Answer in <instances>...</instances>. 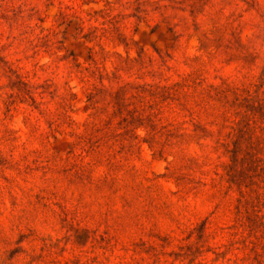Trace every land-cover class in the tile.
I'll use <instances>...</instances> for the list:
<instances>
[{
  "label": "rangeland",
  "instance_id": "obj_1",
  "mask_svg": "<svg viewBox=\"0 0 264 264\" xmlns=\"http://www.w3.org/2000/svg\"><path fill=\"white\" fill-rule=\"evenodd\" d=\"M100 11L98 21L91 20ZM14 12L25 16L22 26L12 23ZM113 24L135 42L132 59L143 52V65L134 72L141 65L157 70L160 53L173 80L193 75L204 87L226 91L229 104L246 97L244 90L260 84V78L264 81V41L256 38L263 33L264 0H0V264H237L238 257L245 264H264L262 231L252 223H264V130L258 129L252 140L260 160L257 192L241 203L237 188L228 192L229 178L218 168L229 155L215 151L219 140L234 149L237 134L228 137L231 122L202 115L197 127L184 125L191 136L176 159L172 153L154 155L153 149L166 146L159 129L121 131L110 151L115 169L104 162L84 178L79 173L91 158H68L73 138L48 139L56 101L48 97L41 115L30 96L19 92L21 82L36 87L51 80V90L60 92L68 83L76 98L75 125L67 130L76 133L89 118V85L70 74L73 64L67 61L50 66L53 59L47 54L32 57L29 41L40 35L37 26L58 34L65 48L58 57L73 54L70 60L84 68L94 44L83 36L92 27ZM104 47L127 56L124 46ZM122 77L133 80L128 73ZM247 147L249 141H243L242 149ZM175 170L183 178L181 192L167 177ZM237 206L240 219L256 229L246 242L244 228L237 236L231 229ZM256 253L262 257L256 259Z\"/></svg>",
  "mask_w": 264,
  "mask_h": 264
},
{
  "label": "trees",
  "instance_id": "obj_2",
  "mask_svg": "<svg viewBox=\"0 0 264 264\" xmlns=\"http://www.w3.org/2000/svg\"><path fill=\"white\" fill-rule=\"evenodd\" d=\"M89 3V2H84ZM67 8V7H66ZM101 12H96L91 16L95 19ZM64 17V11H60ZM107 14V13H106ZM25 18L22 12H14L12 23L22 26L20 20ZM41 33L34 40L29 41L31 49L34 51L32 57L42 52L53 59L50 66L57 61H67L73 64L70 74L80 75L82 81L89 85L87 93V110L90 112L87 121L81 125L82 132H68V128L75 125L71 117L72 102L76 95L71 93V88L66 83L63 92L54 88L51 80H46L44 84L31 86L28 83L21 82L24 88L19 89L25 95H29L35 104V109L44 115L46 110L41 107L48 104L46 101L49 97L51 101H56L57 108L53 114L54 120L51 122V132L48 139H56L58 136H67L73 138L67 146L68 158L82 159L91 158L90 164L86 169L79 173L80 178H84L91 170L107 162L109 168L115 169L112 162V147L119 141L122 132L125 134H135L139 128H146L150 132H163L166 135V146L160 150L153 149L154 155L161 158L166 153H172L173 157L179 158L182 153V146L188 135L184 132L183 126L192 123L197 127L196 120L202 115H209L214 118L215 122H231V132L228 137L236 135L234 149H230L225 141H218L216 152L223 149L225 156L229 155L230 160L221 163L218 168H223L224 176L228 179V192L237 188L238 203L242 202L245 196L256 194L257 183L255 179L259 175L260 160L258 159L257 148L252 146V140L258 129L264 130V81L260 78V84H256L244 90L246 97L237 98L232 104L226 101V91L221 90L214 85H205L202 81L193 78V75L179 76V80H173L168 73L171 68L167 65L168 60L159 53L162 64L157 70H147L142 65L144 60L143 52L138 54L137 59L130 57V49L135 42L132 37H128L117 24L111 28L92 27L90 32L83 36L86 42L93 43L94 47L90 48L89 66L82 68L79 64L71 61L73 54H65L61 58L58 53L65 50L61 41H58L57 33L51 29H44L41 26ZM173 28H170L172 31ZM263 33L256 36L257 39L264 41ZM47 32V33H45ZM25 34V33H24ZM178 37H176L177 39ZM105 43L112 44L114 47L124 46L127 50V56L123 57L118 53H109L104 47ZM99 51L95 52V48ZM169 58L171 56L168 55ZM111 62V68L107 63ZM142 64L134 72L135 67ZM38 66V64L36 65ZM122 73L130 74L133 80L124 81ZM146 77L151 78V82L144 81ZM141 81H144L141 83ZM109 83L108 85L106 84ZM114 85H118L116 91H113ZM33 90V91H31ZM256 88V96L251 94L252 89ZM262 95H261V94ZM40 100V101H38ZM12 104V103H11ZM165 113L169 116L165 117ZM219 124V123H218ZM243 141H249V147L242 149ZM171 147V150H166ZM132 155V149L129 151ZM242 158H239L240 154ZM55 156V155H53ZM49 157V160L55 158ZM220 159V157H219ZM261 174H264V168H261ZM167 177L174 180L178 192L182 191L183 178L178 170L171 172ZM238 217L236 225L232 226L234 236H237L239 229L244 228L248 232L244 236V242L254 236L256 229L262 231L261 238L264 239V223L252 222L256 225H246L240 219V207H236ZM253 244V252H257V244ZM262 255L256 253V259ZM246 259L237 258V264H245Z\"/></svg>",
  "mask_w": 264,
  "mask_h": 264
}]
</instances>
